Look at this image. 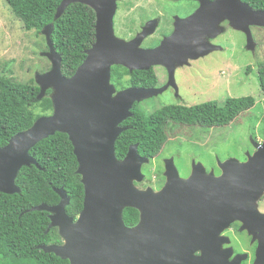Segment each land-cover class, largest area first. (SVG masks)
Masks as SVG:
<instances>
[{"label":"water","instance_id":"95a60500","mask_svg":"<svg viewBox=\"0 0 264 264\" xmlns=\"http://www.w3.org/2000/svg\"><path fill=\"white\" fill-rule=\"evenodd\" d=\"M74 2L96 12V40L86 50L83 63L68 77L52 38L55 24L43 28L48 45L44 55L51 68L36 74L40 86L37 99L52 89L53 112L40 116L0 146V191L21 192L16 183L21 168L38 165L31 149L56 132L67 133L85 189L83 209L77 217L68 214L71 198L64 187L55 189L61 197L57 204L34 206L33 210L49 212L47 231L58 227L63 238L62 243L41 244L40 249L71 264H225L221 233L232 222L242 221L240 230H248L256 239L250 220L257 215L258 201L264 194V141L256 143V150L248 152L244 161L234 157L219 160V175L194 161L191 174L182 177L170 158L164 185L158 190L153 186L140 188L137 182L146 178L143 165L151 158L142 156L136 143L119 159L116 141L127 128L121 124L133 115L134 104L163 88L129 86L118 90L112 82V67L121 64L134 71L165 65L172 72L174 59L183 64V60L223 48L211 38L225 30L224 20L246 32L247 47L255 50L251 26L264 27V10L243 0H200L193 14L177 18L170 36L154 48H144L143 39L156 30V19L126 40L115 32L118 0H62L55 18ZM126 207L140 212L134 226L125 223ZM259 241L256 263L263 264L264 239Z\"/></svg>","mask_w":264,"mask_h":264},{"label":"trees","instance_id":"16d2710c","mask_svg":"<svg viewBox=\"0 0 264 264\" xmlns=\"http://www.w3.org/2000/svg\"><path fill=\"white\" fill-rule=\"evenodd\" d=\"M6 1L26 30L42 33L46 25L55 24L52 35L54 46L63 56V73L72 76L85 60L86 50L96 40L94 9L74 2L61 17L55 18L62 0ZM243 1L254 9L264 10V0ZM148 74L149 71H130L118 64L112 67V82L118 90L127 86H148ZM258 78L264 94V62L259 64ZM39 92L40 86L34 79L18 82L0 74V146L6 145L14 134L32 126L40 116L53 112L52 90L49 89L40 100L37 99ZM255 103V97L248 95L228 97L223 103L209 100L193 105L165 104L152 111L140 110L138 104H134L133 115L121 124L127 128L116 141V154L123 159L130 145L137 143L139 153L152 160L167 143L169 127L178 124H198L202 127L227 125ZM262 126L264 130V113ZM30 153L38 165L21 168L16 179L21 192L9 194L0 191V264H71L68 259L38 247L41 244L62 243L63 238L58 227L47 231L51 222L49 212L33 210V207L43 202L57 204L61 197L55 189L64 187L71 198L67 206L68 214L74 217L80 214L85 189L82 177L77 173L79 164L73 143L67 133L56 132L38 142ZM124 220L128 226L136 225L140 220L139 210L126 207Z\"/></svg>","mask_w":264,"mask_h":264},{"label":"rangeland","instance_id":"374dc122","mask_svg":"<svg viewBox=\"0 0 264 264\" xmlns=\"http://www.w3.org/2000/svg\"><path fill=\"white\" fill-rule=\"evenodd\" d=\"M157 12L149 13L153 15ZM130 18H135L136 26L139 24L138 9L124 4L122 0L120 9L115 15V29L118 36L122 35V31L128 32V28L124 24L120 25V21L126 23L125 21H129ZM221 23H228L226 26L222 24L225 30L220 36L218 35V42L221 43L219 45L225 48L209 52L204 56L205 58L194 64L197 68L194 70L197 71L195 74L191 69L179 73L182 85L194 82L192 87L197 90L200 86L201 89L199 96L185 103L193 105L209 100L223 103L228 97L248 95L254 96L256 103L227 125L169 127L168 141L160 154L143 165L146 178L138 182L140 188L159 187L162 183L166 157H174L175 164L183 177L190 171L194 161L204 164L207 169L214 168L219 172V160L234 157L244 161L247 153L253 151L252 139L263 130L264 94L258 78V69L259 64L264 62V27L251 26L255 43V50H252L247 47L246 32L234 28L229 20ZM47 46L43 33L26 30L7 1L0 0V74H5L18 82L36 80L38 72L43 73L51 68V61L44 55L48 50H46ZM249 66L251 69H248ZM157 95L149 99L159 101L147 102H157L158 107L171 102L165 101L163 94ZM235 237L234 241L238 247V244L247 247L249 242L245 233L238 232Z\"/></svg>","mask_w":264,"mask_h":264},{"label":"flooded vegetation","instance_id":"af4514ba","mask_svg":"<svg viewBox=\"0 0 264 264\" xmlns=\"http://www.w3.org/2000/svg\"><path fill=\"white\" fill-rule=\"evenodd\" d=\"M122 0H118V7L116 10L119 11L120 3ZM124 4L129 6H133V8L138 9L139 14V24L136 26L135 18H130L129 21H125L126 23L120 21V25L124 24L128 28L127 31H122V35L120 37L131 40L136 37L144 28L145 24L153 19H156L158 22L157 28L154 33L147 35L142 42V47L144 48H154L158 46L161 41L170 36L176 29V20L178 17L186 18L193 14L200 7V0H123ZM157 12L151 15V12ZM150 12V13H149ZM115 13V15H116ZM144 13H149L148 15ZM223 24V23H222ZM129 25V27H128ZM224 26L228 25V23L223 24ZM114 26H115V16H114ZM259 27V26H257ZM116 32V29H115ZM117 33V32H116ZM118 35V34H117ZM220 36V35H219ZM211 38V42L215 44H221L218 42V37ZM146 44V45H144ZM225 48V46H224ZM222 48L221 50H223ZM252 52V51H251ZM205 58L197 57V58H188L183 64H177L178 60H173L174 69L171 72L170 68L165 65H155L149 71V85L148 86H138V87H147V88H163L162 92H160L157 96L163 94L165 101H171L169 104L176 105H185V101H189L191 98L194 99L200 95V86L197 90H195L192 86H194V82L188 83L186 85H182V81H180L179 73L186 69L193 70L195 74L197 71L194 70L197 68L194 67V64H197L200 59ZM248 73V72H246ZM181 74V73H180ZM200 76V75H199ZM182 77V75H181ZM200 79V78H199ZM200 83V82H199ZM129 87V86H127ZM126 88V87H125ZM52 90V89H51ZM188 95V96H186ZM156 97V96H154ZM153 98V97H152ZM159 101L156 99L146 98L140 102H136L138 104V109L144 111H152L157 108L159 103L157 102H147V101ZM140 103H143L140 105ZM188 105V104H187ZM183 125V124H178ZM177 126V125H175ZM191 127H200V125H187ZM264 141V130L261 131V134H258L256 137H253V153L256 150V143H262ZM174 157H166L164 159V169L162 172L163 175V183L161 186L157 187L156 190L160 189L165 181L166 177L164 175L166 162L168 159ZM247 159V156L245 160ZM175 162V160H174ZM214 168L207 169V171H211ZM215 171V169H214ZM192 172V166L190 171L183 175V177H188ZM217 175L221 173L219 168V172L215 171ZM182 176V175H181ZM257 215L251 217L250 225L255 231L256 239L254 240V236L249 234L248 230L241 231L240 228L243 224L242 221L236 220L230 224V226L224 230L221 235L224 237V243L222 244V249L224 250L223 259L226 260L225 264H257L256 263V251L259 245V239H264V194L259 199L257 209ZM238 232L245 233L248 237V245L247 247H243L234 241L235 234ZM201 253V252H197ZM227 256V257H226ZM264 264V263H263Z\"/></svg>","mask_w":264,"mask_h":264},{"label":"clouds","instance_id":"9594fccd","mask_svg":"<svg viewBox=\"0 0 264 264\" xmlns=\"http://www.w3.org/2000/svg\"><path fill=\"white\" fill-rule=\"evenodd\" d=\"M137 185H138V182H137Z\"/></svg>","mask_w":264,"mask_h":264}]
</instances>
